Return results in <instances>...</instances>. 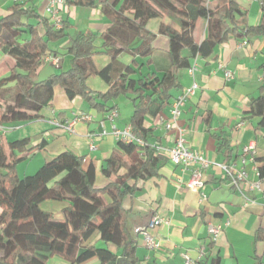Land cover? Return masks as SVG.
<instances>
[{
	"label": "trees",
	"instance_id": "1",
	"mask_svg": "<svg viewBox=\"0 0 264 264\" xmlns=\"http://www.w3.org/2000/svg\"><path fill=\"white\" fill-rule=\"evenodd\" d=\"M117 3L100 4V13L110 27L100 36L88 31L75 35L68 47L69 69L40 82L35 79L42 60L50 53L48 43L64 37V23L61 30L54 29L49 19L25 2L13 3L9 13L0 18V51L13 61L9 75L0 79V124L38 119V113L51 103L54 88L59 87L68 100L78 97L96 114L116 110L114 102L126 97L132 104V134L144 143L117 142L101 167L108 180L102 188L95 187V168L92 164L84 168L83 156L64 151L33 174L19 177L16 168L23 158L15 151L24 150L28 139L0 147V264H46L52 257L69 264L92 258L99 264H138L136 245L126 226L128 211L122 202L135 190L128 181L155 177L163 163L162 155L148 142L151 130L145 126L146 118H157L171 104L193 59H208L216 47L230 39L247 43L264 36V0H260L262 15L256 26L247 24V12L234 0H127V14L115 10ZM66 6L91 8L96 4L95 0H66ZM151 14H164L179 28L159 27L158 33L169 42L165 55L168 65L162 69L151 67L155 35L146 28ZM199 21L204 23L205 33L196 42L193 32ZM38 24L43 35L37 32ZM135 41L139 44L132 48ZM122 53L133 58L130 64L118 59ZM98 54L109 58L99 70L92 60ZM138 57L145 62H138ZM92 76L107 85L105 93L88 88L87 80ZM251 113L262 116L257 128L264 127V96ZM217 141L218 153H231L226 140L217 137ZM255 163L263 183L264 156L255 158ZM46 201L64 205L60 218L40 208ZM94 234L105 248L89 244ZM255 240L264 241V230L256 231ZM200 264H219V259Z\"/></svg>",
	"mask_w": 264,
	"mask_h": 264
},
{
	"label": "crops",
	"instance_id": "2",
	"mask_svg": "<svg viewBox=\"0 0 264 264\" xmlns=\"http://www.w3.org/2000/svg\"><path fill=\"white\" fill-rule=\"evenodd\" d=\"M104 1L112 3L115 0H95L96 7L91 8L66 6L59 12L65 25L64 37L48 43V56L57 57L59 66H53L44 58L37 71L36 82L69 69L71 56L68 47L79 32L88 31L100 36L110 27L111 23L99 10ZM234 1L247 12V24L256 26L262 15L260 0ZM20 2H25V6L33 7L44 17L46 0ZM12 4V0H0V18L9 13L8 8ZM126 4L127 0H118L115 10L127 14ZM161 25L179 29L164 14L150 15L146 28L155 35L151 41L154 49L152 69H162L168 65L165 55L169 42L166 36L158 33ZM36 29L38 34L43 35L41 25H36ZM204 33V23L199 21L193 32L196 42L204 38ZM100 44V39H97L96 45ZM138 44L139 41H135L131 47ZM118 59L126 65L133 60L127 53L120 54ZM92 60L98 70L109 62V58L103 54L95 55ZM137 61L144 63L145 59L138 57ZM196 63L198 89L181 109L176 126L185 131L186 147L201 152L209 163L203 172L201 189L205 199L201 200L199 192L187 187L188 173L181 167L173 166L169 160V150L177 136L176 128H165L166 119L170 117L169 105L157 118L148 117L145 121V126L151 130L148 142L159 149L157 154L162 155L163 163L155 177L128 181L135 190L122 202L123 209L128 211L126 226L136 245L138 264H184L185 256L195 264L211 258H218L219 264H264V241L255 240L256 231L264 230V180L258 190L251 192L244 188L242 196L230 185L220 167L232 165L236 169L242 168V148L253 144L254 154L247 155L244 169L250 182L258 181L255 158L264 156V127L257 128L262 116L253 115L251 109L257 107L260 97L264 96V36L250 39L245 46L241 45V41L230 39L216 47L211 57L197 58ZM12 66L13 61L0 51V79L9 75ZM145 71L146 68H143L142 72ZM226 71L232 74L229 80L225 77ZM191 82L192 79L185 73L182 88L175 92V96L188 88ZM87 86L96 93H105L108 89L96 76L88 78ZM120 98L114 102L117 117L110 121L109 113L96 114L82 99L68 100L64 91L55 87L51 103L38 113V119L0 124V147L6 148L7 143L28 139L24 150L15 151L16 156L23 158L16 171L26 163L25 176L33 174L45 162L64 151L83 156L84 168L89 164L95 168V187L102 188L108 180L102 176L101 167L118 142L111 134L112 125L118 129L129 126L131 115L123 119L118 110ZM87 115L92 117L89 122L82 119ZM72 122L74 132L69 133L63 126ZM101 124L108 134L100 137ZM217 137L227 141L230 154L217 152ZM121 173H125V170ZM63 207V204L52 201L40 205L43 211L56 218L61 217ZM154 216L163 222L146 229L158 243V248L152 250L145 246L143 236L135 233V229L147 227ZM210 226L220 227L215 240L208 231ZM89 244L105 248L97 234L92 236ZM109 249L116 253L111 246ZM46 264L69 263L52 257ZM82 264H99V260L92 258Z\"/></svg>",
	"mask_w": 264,
	"mask_h": 264
},
{
	"label": "built area",
	"instance_id": "3",
	"mask_svg": "<svg viewBox=\"0 0 264 264\" xmlns=\"http://www.w3.org/2000/svg\"><path fill=\"white\" fill-rule=\"evenodd\" d=\"M13 3H18L21 0H12ZM66 0H46V5L43 11L44 17L49 19L52 26L56 30L62 29V19L60 17V11L65 8ZM247 43L246 41H242L241 45L245 46ZM196 59L191 61L189 68L186 70V74L192 79L191 85L186 88L184 91L179 93L171 102L170 104V117L166 119L165 128L170 130L172 128H176L177 136L175 138L173 147L169 150V160L173 166L181 167L183 171L188 173V181L187 187L190 190L199 192L201 200L205 199V195L201 192L203 187V172L208 167L209 163L203 157L202 153L199 151H193L186 147L185 145V131L184 129L176 126V121L180 116L181 109L184 107L186 102L192 98L198 89V84L195 81V73L197 71V63ZM46 61H49L53 66H59V59L55 56H47L45 57ZM225 77L227 80L232 78V74L228 71L225 72ZM117 117L116 111H112L108 114V119L112 121L114 118ZM82 119L86 122L92 120L90 115L82 116ZM73 125L74 123H68L63 128L69 132L73 133ZM102 130L98 136H105L108 132L105 130L103 124H101ZM111 134L118 140L124 143H135L137 145L143 146L144 143L141 139L135 137L132 134V130L130 126L125 127L123 129H118L115 125H112ZM156 152H159V149L153 147ZM254 154V145L248 144L242 148V155L240 156V162L242 164V168L236 169L234 166L230 165H221L220 167L225 172L226 176L229 179L230 185L235 188L242 196L243 190L246 188L248 191H255L260 189L261 187V180L258 176V171L255 170V175L258 177L257 182H250L248 179V173L244 169L246 160L248 158L247 155ZM163 222L161 218L158 216H154L151 218L150 223L147 227H138L135 229V233L141 234L143 236V240L145 246L148 249H157L158 243L155 242L154 238L146 232L147 228H152L154 226L160 225ZM212 240H215L220 232V227H212L210 226L208 229ZM184 264H195L192 260L188 257H184Z\"/></svg>",
	"mask_w": 264,
	"mask_h": 264
},
{
	"label": "rangeland",
	"instance_id": "4",
	"mask_svg": "<svg viewBox=\"0 0 264 264\" xmlns=\"http://www.w3.org/2000/svg\"><path fill=\"white\" fill-rule=\"evenodd\" d=\"M40 6V5H39ZM38 6V10H40V7ZM118 110L120 111L121 117L124 119L125 117L128 118L129 115H131L132 112V104L130 100H128L126 97H121L118 102ZM6 105V102H4V106ZM26 164V163H25ZM25 164H22L19 169L17 170L19 177H24V166ZM24 175V176H23ZM27 175V174H26Z\"/></svg>",
	"mask_w": 264,
	"mask_h": 264
}]
</instances>
